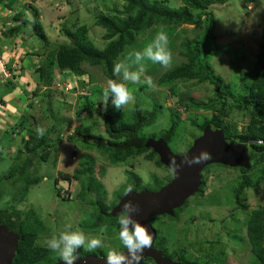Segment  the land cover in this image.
Returning a JSON list of instances; mask_svg holds the SVG:
<instances>
[{"label":"rangeland","instance_id":"rangeland-1","mask_svg":"<svg viewBox=\"0 0 264 264\" xmlns=\"http://www.w3.org/2000/svg\"><path fill=\"white\" fill-rule=\"evenodd\" d=\"M160 1L171 8H179L183 4L182 0ZM6 2L28 14L38 11L52 43L69 42L63 31L64 26L76 29L78 26L87 25L90 38L99 47H104L106 41L103 38L105 30L96 24L98 15L110 13L124 16L126 7L125 0ZM263 5L264 0H231L211 6L216 24L209 39L202 45V55L224 78L225 84L230 86L235 95L247 93L251 83L262 32L263 19L260 11ZM12 14L11 9L0 3V92L5 85V79L13 80L9 85V89L13 91L6 95L5 91L0 93V211H5L11 217L16 214L21 219L28 218L31 222L39 219L46 228L40 233L38 245L46 246V239L67 230V226L71 225V230L79 229L86 235L99 237L103 241L100 251L103 254L106 255L109 250L118 251V248L123 247L117 238L119 226H116V222H103L102 225H107L108 229L101 232L102 225H94L97 213L100 210H110L117 197L125 194L129 185L135 184L128 172L137 174L141 185L150 186V189L169 184L174 179V172L169 166H160L155 160L145 157L146 153L112 163L110 156L102 153L108 136L101 125L104 115L97 110L102 104L103 86L110 78L100 67L87 66L89 73L79 76L81 81L73 79L72 74L63 75L57 70L49 85L40 80L36 84V66L47 61L44 59L46 47L30 31H23L17 37L5 38L4 32L14 21ZM204 18L197 24L180 27L183 33L179 34L180 38L178 37L175 45L170 47L173 54L171 67L186 60L178 54V43L183 36L194 37L201 33L205 28ZM2 52L7 55L3 56ZM31 58L35 63L24 66L29 59L28 63L31 62ZM8 59H12V66L18 68L15 73L7 65ZM124 59L122 57L120 61ZM151 65H147L145 74L152 77L158 90L152 91L146 85H129L134 101L126 107L127 112L135 105H140L144 113H157L155 123L142 129L143 136L160 139L175 125L169 147L175 154H185L203 134L199 130V124L214 114L224 120L223 128L231 135L235 127L239 131L245 127L246 115L241 108L233 105L231 96L227 104L219 101L215 109L210 110L185 108L180 105V92L188 93V89L198 85L202 88L193 91L198 100L218 99L216 85L210 80L181 81L173 87L163 86L157 82L162 72L168 68L154 69ZM21 67L25 70L22 73ZM28 81L36 85L26 84ZM76 84L79 85L77 89L74 87L73 91H68V88L71 89ZM57 85L62 88L58 89ZM47 86H53L54 93L51 97L47 96ZM34 89H39L40 95L32 93ZM25 97L33 101L30 106L25 102ZM86 101L93 102L96 109L89 112L86 118H82L79 112ZM110 106H113L111 100L108 104L109 108ZM121 113V118H124L125 111ZM38 127L44 128V135L48 137L44 149L48 148L47 144H55L44 161L41 160L43 152H30L28 149L32 145H38L30 132L33 129L34 136H38ZM27 142L30 143L27 145ZM249 143L250 141L246 142ZM248 152L253 165L251 171L243 173L236 167L222 163L208 164L203 171L206 184L203 193H195L188 199V204L179 211V219L171 221V216H158L154 220V226L168 238L171 249L189 251L185 259L193 264H261L251 252L246 224L251 211L264 205V180L259 187L255 186L264 175V162L254 163L260 153L252 146L248 147ZM30 159L28 174L31 178H40V182L30 184L25 191L28 188L26 177L18 179L9 172L13 166H22ZM80 168L83 170L77 172ZM20 169L15 170L14 174L18 175ZM98 171L101 174H97ZM62 172L69 173L70 176ZM61 179L71 182L66 187V198L59 190L62 185L57 184V180ZM244 179L251 185L245 191V202L248 205L246 208L237 206L233 192ZM89 183L94 190L87 193L88 198H81L82 194L79 192L85 190ZM23 192H27L26 195ZM98 199L99 204L95 202ZM18 216L14 218L17 219Z\"/></svg>","mask_w":264,"mask_h":264},{"label":"trees","instance_id":"trees-1","mask_svg":"<svg viewBox=\"0 0 264 264\" xmlns=\"http://www.w3.org/2000/svg\"><path fill=\"white\" fill-rule=\"evenodd\" d=\"M125 1L126 7L124 10V16L110 13L98 15L96 24L100 25L105 30L103 38L106 43L104 47H99L93 39L90 38L88 34L89 27L87 25L78 26L76 29L64 26L63 31L65 36L69 39V42L52 43L48 39L38 11L28 14L24 10L13 8V6L6 2V0H0L1 4L12 10L14 20L13 23H11V27L4 32V36L8 39L19 36L23 31H30L36 36L41 44L46 47L44 59L47 61H42L43 63L40 62V64L36 66V72L38 74L36 84L40 80L49 85L50 80H52L57 70L63 75L72 74L71 77L73 79L81 81L79 80V76H85L89 73L87 66L100 67L108 78L116 79L117 77L113 72L114 64L115 62L120 61L122 57L126 58L129 51L143 48L145 44L150 42L155 34L161 30L165 31L169 36V48L173 47L178 37L180 38V35L183 33L180 29L182 25L197 24L201 22L203 17H205V28L201 33L194 37L183 36L178 43V54L184 56L186 60L163 71L157 83L163 86L173 87L176 83L181 81L186 82L197 79L210 80L216 85L215 92L218 99L211 98L208 101L198 100L193 95L194 89L202 88L201 85H198L188 89L189 94L182 91L180 92V105L185 108L196 107L210 110L213 108L215 109V106L219 101L222 104H227L230 100L229 96H231L233 98V105L241 108L246 115L245 127H243L241 131L235 127L233 129V135L250 141L247 146H252L256 151H259L260 155L257 160H255V164L264 162V5L260 11L263 19L261 24L262 32L258 44L254 70L251 74V83L249 84L247 93L235 95L230 89V86L225 84L224 78L216 72L213 66L207 59H204L202 55V45L209 39L211 30L216 24V19L211 10V6L226 3L231 0H182L183 4L179 8H171L160 0ZM13 45L15 46V44ZM16 51H18V48H16ZM2 54L3 56L7 55L5 52H2ZM11 61L12 59H8L7 65H9L8 67L10 71L15 73L18 68L12 66ZM28 62H25L26 64H24V66H31L35 63L32 58L31 62ZM161 67L162 66L160 65H151V68L154 69H160ZM24 71V68L21 67L20 73ZM5 81V85L0 93L3 94V91H5L4 94L6 95V93L13 91V89H9V85L13 83V80L7 78ZM42 82H40L41 85H44ZM75 83L78 84V82ZM26 84L31 86L36 85L33 84V82L30 84L29 81L28 83L26 82ZM77 84L76 86H72L71 89L68 88V91H73L72 89L74 87L77 89L79 86ZM81 84H83V82H81ZM52 87L53 86L48 88L47 86L46 88L49 89V93L47 94L49 97L54 93ZM61 88L58 87V89ZM39 89L41 90V87ZM39 89H34V92L32 93L36 96L40 95L38 92ZM28 91H30V88ZM24 100L29 106L30 103L33 102L28 97H25ZM99 103H101V101H99ZM95 107L96 106L93 102L87 103L86 101L84 105H82V109H79V115L82 118H86L89 112L96 109ZM166 108H169V106H166ZM97 110L104 115L101 125L108 136V139L103 145L104 152L102 153H109L112 163L124 161L130 156L146 153L145 157L148 159L155 160L160 166L165 165L158 153L153 150L151 145H149V139L141 134L144 127L151 126V124L155 123L157 118V113L155 111H152L149 114L144 113L142 106L135 105L133 109L129 110V112H127V108L124 109L123 111H125L126 114H123L124 118H121V112L123 111H118L114 106H110V108L108 107L107 111H105L103 105L100 104ZM116 110L118 111L119 116L117 115ZM214 122L220 123L225 127L224 120L218 114H214L213 117L207 118L202 124H199V130L204 132L205 125ZM174 128L175 125L172 126L168 133L163 137L168 141V144L171 142ZM30 132L33 139L38 142V145H32L28 149H30V152H43L41 160H47L50 152H52L51 148L55 144H47L48 148L45 150L44 146L48 137L45 135L39 138L37 135L34 136L33 129H30ZM29 143L30 142H27V145ZM19 152L21 153L22 151L19 150ZM216 163L219 164L220 162ZM30 164L31 159L27 160L22 166H13L9 172L10 174H13L12 177L17 176L18 179L26 177L28 188L25 189V191L29 189L30 184L32 185L40 182V178H31L28 174L27 170ZM205 168L206 166L202 170L201 183L196 190V193L198 194L203 193L206 185L203 180V171ZM236 168L243 173H246L251 171L253 165L250 164L249 167ZM17 169H20L17 172L18 175L14 174ZM82 170L83 169L80 168L77 172H81ZM62 173L66 176H70L69 173ZM128 173H131L129 177L135 180V184L132 185L134 191L139 189H150V186L141 185V179L137 174L132 172ZM97 174H101L100 171H98ZM263 180L264 175L260 177L255 186L259 187L263 183ZM250 187L251 185L249 181L244 179L234 188L233 192L237 206L243 208L248 206L245 202V191ZM102 188L103 185H101V189ZM162 188L163 186H159L154 190H161ZM62 189L63 188L60 187L59 190L61 191ZM93 190V186L89 183L86 189L82 190L84 193L81 191V198H88L87 193L92 192ZM26 193L27 192H23L25 195ZM123 196L124 195L122 194L119 195L116 200L114 199L115 202H113V207L110 208V210H104V212L100 210V212L97 213L94 222L95 226L102 225L103 222L113 224L115 222L118 223L117 217L123 208V204H121ZM95 202L98 203L99 199ZM186 205L187 204L184 206ZM182 208L183 206L176 208L171 213H165L167 215L162 216H171L172 221L178 220L179 211L180 209L182 210ZM33 214L36 215V212ZM13 215L18 216L16 214ZM23 219L20 217L16 219L21 229V235L11 264H54L61 261L58 254L54 255L46 246L38 245L37 243L40 233L46 228L44 224L40 222L39 219L35 220L36 222H31L28 218ZM213 221H215V219ZM246 230L247 239L251 245V252L261 264H264V205L258 206L251 211L247 220ZM164 243L165 239L163 236L161 239L159 238V240H157L156 245L166 254L168 253V250L165 248ZM100 251L101 250L98 249L89 253L81 248L77 252V257L85 254L104 256ZM180 255H182V252L177 254V256ZM173 256L174 255H172V257Z\"/></svg>","mask_w":264,"mask_h":264},{"label":"clouds","instance_id":"clouds-1","mask_svg":"<svg viewBox=\"0 0 264 264\" xmlns=\"http://www.w3.org/2000/svg\"><path fill=\"white\" fill-rule=\"evenodd\" d=\"M172 62L173 54L169 48V36L163 30L158 31L151 41L146 43L143 48L133 49L127 53L124 60L115 62L113 72L119 79H109L103 86L102 104L104 110L107 111L109 100H111V104L117 110L123 111L130 105L134 101V94L129 85H146L148 89L157 91V86L152 77L145 74L147 65L151 63L152 65H160L167 69L171 67ZM36 132L38 136L42 137L45 133V129L38 127ZM107 155L109 157V153ZM208 159H210L209 153L201 151L199 154L192 157H185L183 162L192 166L201 164ZM172 163L174 166L176 165L175 160H173ZM69 183L71 185L68 179L57 180V184L62 185L59 187L63 188L61 191L64 197L65 191L67 190L66 187L69 186ZM144 190L159 191L154 189H139L136 192ZM132 191H134L133 186L129 185L125 190L126 195L130 194ZM189 198H187L184 204H188ZM138 211L139 205L132 200H127L123 203L122 211L117 217L119 225L117 238L123 248L126 249V254L116 250H109L106 253V264H139L143 251L151 247V234L148 229L135 218L134 214ZM107 229V225H102L100 230L101 232H106ZM45 245L50 251L57 253L61 261H64L65 264H75L79 249L83 248L86 252L91 253L103 247V241L97 236L86 235L79 229L71 230V225H68L67 230L46 239Z\"/></svg>","mask_w":264,"mask_h":264},{"label":"water","instance_id":"water-1","mask_svg":"<svg viewBox=\"0 0 264 264\" xmlns=\"http://www.w3.org/2000/svg\"><path fill=\"white\" fill-rule=\"evenodd\" d=\"M149 145L160 155L165 165L174 172V179L164 186L162 190L141 192L132 191L124 195L123 204L127 200H132L139 205V211L134 214L135 218L143 224L152 236L151 247L143 251L139 264H145L144 258L151 256L157 264H182L168 258L162 251L154 247L156 229L153 227L150 217L163 213H171L174 209L184 205L187 198L192 196L201 182V171L213 162H220L233 167H249L247 140L237 138L226 132L220 123H207L203 134L194 142L185 154H175L169 147L165 138H148ZM206 151L210 155L207 161L189 166L184 163L185 157H192ZM176 161L174 166L172 161ZM0 264H11L15 255V250L19 243L21 229L14 217L8 216L0 211ZM126 254V250L123 252ZM55 264H65L59 261ZM75 264H106V257L88 255L78 257Z\"/></svg>","mask_w":264,"mask_h":264},{"label":"flooded vegetation","instance_id":"flooded-vegetation-1","mask_svg":"<svg viewBox=\"0 0 264 264\" xmlns=\"http://www.w3.org/2000/svg\"><path fill=\"white\" fill-rule=\"evenodd\" d=\"M154 150V149H153ZM69 186H70V183H69ZM79 193H81V192H79ZM126 194V193H125ZM125 194H123V195H125ZM123 202V201H122ZM121 203V202H120ZM162 215H167V214H159V215H153V216H151L150 217V221H151V223H152V225L154 226V220H155V218H157L158 216H162ZM172 221V220H171ZM116 226H119L118 225V223H116ZM155 227V226H154ZM156 228V227H155ZM158 228H156V238H155V242H154V247L155 248H157V249H159L160 251H162L157 245H156V243H157V240H159V238L161 239L162 237H163V235L161 234V231H159V230H157ZM188 229V228H187ZM187 229L185 230V235L187 234ZM159 234V235H158ZM164 239H165V248L168 250V253H164L163 251V253H164V255L165 256H167L168 258H171V259H173V260H175V261H177V262H180V263H182V264H193L192 262H190V261H188V260H186L185 259V255H186V253H189V251L187 252V251H180V250H176V249H171V243L169 242V240H168V238L167 237H165L164 236ZM99 250H101V248H98ZM98 249H96V250H98ZM124 250H126V249H124L123 247H120V248H118V251L119 252H123ZM181 253L182 252V255H180V256H177V254H179V253ZM175 253V254H174ZM88 255H95V254H85V255H82V256H80V257H83V256H88ZM105 257H106V255L105 254H103ZM172 255H174L173 257H172ZM104 256H102V257H104ZM144 263L145 264H157V262L155 261V259L154 258H152L151 256H147V257H145L144 258Z\"/></svg>","mask_w":264,"mask_h":264},{"label":"crops","instance_id":"crops-1","mask_svg":"<svg viewBox=\"0 0 264 264\" xmlns=\"http://www.w3.org/2000/svg\"><path fill=\"white\" fill-rule=\"evenodd\" d=\"M11 5V4H10Z\"/></svg>","mask_w":264,"mask_h":264}]
</instances>
